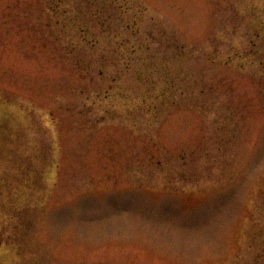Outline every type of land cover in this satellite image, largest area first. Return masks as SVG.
<instances>
[{
  "label": "rangeland",
  "instance_id": "1",
  "mask_svg": "<svg viewBox=\"0 0 264 264\" xmlns=\"http://www.w3.org/2000/svg\"><path fill=\"white\" fill-rule=\"evenodd\" d=\"M0 264H264V0H0Z\"/></svg>",
  "mask_w": 264,
  "mask_h": 264
}]
</instances>
